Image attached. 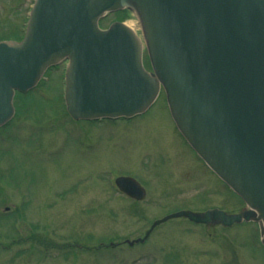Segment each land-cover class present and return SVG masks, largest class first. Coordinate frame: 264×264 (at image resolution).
Segmentation results:
<instances>
[{"label": "rangeland", "instance_id": "374dc122", "mask_svg": "<svg viewBox=\"0 0 264 264\" xmlns=\"http://www.w3.org/2000/svg\"><path fill=\"white\" fill-rule=\"evenodd\" d=\"M32 1L0 0V38L22 37ZM132 17L126 9L98 23ZM135 31L141 37L138 23ZM64 66L46 69L35 92L16 94L9 127L0 128V264H264L252 221L223 227L172 217L128 245L170 212L244 204L178 132L163 90L134 117L72 121ZM119 174L145 187L142 200L115 189Z\"/></svg>", "mask_w": 264, "mask_h": 264}, {"label": "water", "instance_id": "95a60500", "mask_svg": "<svg viewBox=\"0 0 264 264\" xmlns=\"http://www.w3.org/2000/svg\"><path fill=\"white\" fill-rule=\"evenodd\" d=\"M123 8L136 17L142 42L122 22L98 27ZM65 59L63 98L73 119L130 117L162 86L180 134L245 204L236 213L167 214L128 244L183 216L206 226L255 221L264 246V0H34L21 40L0 41V125L12 115L13 91L28 90ZM114 182L144 197L133 178Z\"/></svg>", "mask_w": 264, "mask_h": 264}, {"label": "bare ground", "instance_id": "6f19581e", "mask_svg": "<svg viewBox=\"0 0 264 264\" xmlns=\"http://www.w3.org/2000/svg\"><path fill=\"white\" fill-rule=\"evenodd\" d=\"M130 14L132 15V16H134V14L133 13H131L130 12ZM137 19L135 18V16L134 17H132V18H130V19H128V20H125L124 21V25L125 26H127V27H129L130 29H132L134 32H136L135 30H136V27H137Z\"/></svg>", "mask_w": 264, "mask_h": 264}]
</instances>
